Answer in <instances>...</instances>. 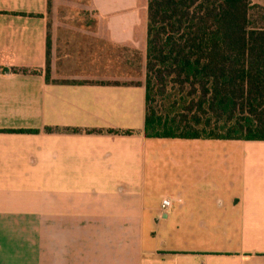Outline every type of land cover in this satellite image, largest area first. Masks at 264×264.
<instances>
[{
  "label": "crops",
  "instance_id": "crops-1",
  "mask_svg": "<svg viewBox=\"0 0 264 264\" xmlns=\"http://www.w3.org/2000/svg\"><path fill=\"white\" fill-rule=\"evenodd\" d=\"M146 24L0 0V264H264V141L146 138Z\"/></svg>",
  "mask_w": 264,
  "mask_h": 264
},
{
  "label": "trees",
  "instance_id": "trees-1",
  "mask_svg": "<svg viewBox=\"0 0 264 264\" xmlns=\"http://www.w3.org/2000/svg\"><path fill=\"white\" fill-rule=\"evenodd\" d=\"M145 58L146 138L264 141L262 6L147 0Z\"/></svg>",
  "mask_w": 264,
  "mask_h": 264
},
{
  "label": "rangeland",
  "instance_id": "rangeland-1",
  "mask_svg": "<svg viewBox=\"0 0 264 264\" xmlns=\"http://www.w3.org/2000/svg\"><path fill=\"white\" fill-rule=\"evenodd\" d=\"M81 0H51V2L54 3H76V2H80Z\"/></svg>",
  "mask_w": 264,
  "mask_h": 264
},
{
  "label": "built area",
  "instance_id": "built-area-1",
  "mask_svg": "<svg viewBox=\"0 0 264 264\" xmlns=\"http://www.w3.org/2000/svg\"><path fill=\"white\" fill-rule=\"evenodd\" d=\"M170 205V201L168 199H162L161 201V208L165 209Z\"/></svg>",
  "mask_w": 264,
  "mask_h": 264
}]
</instances>
